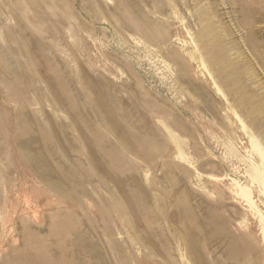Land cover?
Instances as JSON below:
<instances>
[{"label":"rangeland","instance_id":"1","mask_svg":"<svg viewBox=\"0 0 264 264\" xmlns=\"http://www.w3.org/2000/svg\"><path fill=\"white\" fill-rule=\"evenodd\" d=\"M239 119L264 0H0V264H264Z\"/></svg>","mask_w":264,"mask_h":264},{"label":"bare ground","instance_id":"2","mask_svg":"<svg viewBox=\"0 0 264 264\" xmlns=\"http://www.w3.org/2000/svg\"><path fill=\"white\" fill-rule=\"evenodd\" d=\"M183 28V27H182ZM187 29V28H186ZM185 30V29H184ZM187 33L191 36V33L190 31H187ZM176 36V35H175ZM189 37V36H188ZM189 37V38H190ZM192 39V38H191ZM193 42V46L195 47V49H199L198 47V44L196 42H194V40H192ZM147 46V45H146ZM184 46V45H183ZM188 47V46H187ZM193 49V48H192ZM193 49V50H195ZM186 51H187V48H186ZM185 51V52H186ZM190 55L193 56V52H190ZM188 53V54H189ZM185 54V53H184ZM187 54V52H186ZM189 58L191 59V57L189 56ZM212 74V73H211ZM210 74V75H211ZM209 75V76H210ZM211 79V78H210ZM212 81V80H211ZM213 83L215 84V81L213 80ZM216 86V84H215ZM217 87V86H216ZM235 116H237L236 113H234ZM239 121L241 122L240 126H241V129L244 131V134L246 135L247 139H248V142H249V152L251 153V155L255 152L259 159L258 160H255L252 156L250 157V160L248 161L249 162V165H248V170H249V176L252 180V184H254L253 182H257L260 189L261 190H264V165L262 164V159L264 158V148L262 147L261 143L259 142V140H257V138L252 134L250 133L247 129H246V126L244 125V123L239 119ZM172 137L173 134H172ZM176 139V136L175 138ZM179 139V138H177ZM182 140V139H181ZM230 141V140H229ZM180 142V141H178ZM182 142V141H181ZM240 142V141H239ZM182 144V143H181ZM233 145V144H232ZM233 147V146H232ZM180 148V147H179ZM247 149V148H246ZM245 149V150H246ZM239 151V150H238ZM246 152V151H245ZM248 152V153H249ZM239 154V153H238ZM237 154V155H238ZM235 155V154H234ZM242 155V154H241ZM249 155V154H248ZM231 156V154H230ZM233 156V155H232ZM244 156V155H243ZM237 158V157H236ZM243 158V157H242ZM246 158V157H245ZM247 160V159H246ZM245 160V161H246ZM188 163V162H187ZM247 163V162H246ZM244 164V163H243ZM233 168V166H232ZM238 168V167H237ZM240 168V167H239ZM243 169V167H242ZM245 169V168H244ZM247 170V171H248ZM234 173V172H233ZM240 174V173H239ZM248 175V174H247ZM229 177V176H228ZM236 177V176H235ZM231 178V177H230ZM249 178V180H250ZM231 180V179H230ZM245 180V179H244ZM232 185H231V189L229 190H232L233 194L236 195L237 197L241 198L243 201L246 202L247 206L249 207V209L254 213L256 214L257 216V219H258V223H259V226H260V230H261V233L262 235L264 236V214L261 212V210L257 207V205L255 204V200H254V196H253V189L251 187V184H243L241 183V181H237L235 179L232 178ZM230 181V182H231ZM250 183V182H249ZM258 190V189H257ZM256 191V190H255ZM259 191V190H258ZM231 193V192H230ZM260 194V193H259ZM240 200V199H239ZM30 260V259H29ZM46 260V259H45ZM41 263V262H40Z\"/></svg>","mask_w":264,"mask_h":264}]
</instances>
